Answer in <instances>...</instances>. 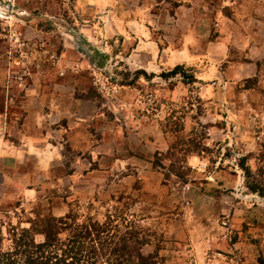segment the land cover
<instances>
[{"label": "rangeland", "instance_id": "1", "mask_svg": "<svg viewBox=\"0 0 264 264\" xmlns=\"http://www.w3.org/2000/svg\"><path fill=\"white\" fill-rule=\"evenodd\" d=\"M49 216L264 264V0H0L2 249Z\"/></svg>", "mask_w": 264, "mask_h": 264}, {"label": "trees", "instance_id": "2", "mask_svg": "<svg viewBox=\"0 0 264 264\" xmlns=\"http://www.w3.org/2000/svg\"><path fill=\"white\" fill-rule=\"evenodd\" d=\"M180 69L176 66L169 74ZM49 217L20 229L9 249H2L0 234V264H146L140 243L133 247L126 232L117 238L111 222L100 224L90 218L78 224L75 219ZM37 235L43 236L42 242L34 241Z\"/></svg>", "mask_w": 264, "mask_h": 264}, {"label": "crops", "instance_id": "3", "mask_svg": "<svg viewBox=\"0 0 264 264\" xmlns=\"http://www.w3.org/2000/svg\"><path fill=\"white\" fill-rule=\"evenodd\" d=\"M154 191H156L155 190V188L153 189V190H148V193H152V192H154ZM154 194V193H153ZM151 195V194H150Z\"/></svg>", "mask_w": 264, "mask_h": 264}]
</instances>
